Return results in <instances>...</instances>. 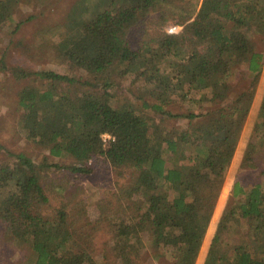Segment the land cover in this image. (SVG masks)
I'll list each match as a JSON object with an SVG mask.
<instances>
[{
    "label": "trees",
    "instance_id": "trees-1",
    "mask_svg": "<svg viewBox=\"0 0 264 264\" xmlns=\"http://www.w3.org/2000/svg\"><path fill=\"white\" fill-rule=\"evenodd\" d=\"M21 1L0 0V25ZM100 1L109 7L57 45L70 69L102 82L93 93H58L59 84L79 82L68 74L11 70L28 80L16 92L26 138L50 156L74 161L35 160L0 147L6 156L0 161V242L19 244L26 264H105L109 255L119 264H139L148 237L153 255L168 264H202L222 209L221 187L263 70L264 0ZM166 13L173 18L169 25L174 30L181 25V32L149 37L142 31L147 40L134 50L131 30L144 21L153 24L155 17L156 23L166 22ZM115 67L142 80L140 98L113 102L108 77ZM167 117L187 123L168 127ZM262 149L264 102L241 160L264 177L258 163ZM97 159L117 179L129 172L126 184L116 181L115 208L95 220L80 199L52 208L48 175L59 170L89 175ZM231 198L203 264H264V182L243 187L236 181ZM106 223L109 249L94 257L81 247L84 235ZM235 227L241 237L232 235Z\"/></svg>",
    "mask_w": 264,
    "mask_h": 264
},
{
    "label": "rangeland",
    "instance_id": "rangeland-1",
    "mask_svg": "<svg viewBox=\"0 0 264 264\" xmlns=\"http://www.w3.org/2000/svg\"><path fill=\"white\" fill-rule=\"evenodd\" d=\"M108 7L106 2L100 0H90L89 2L88 0H22L9 20L0 25V147L6 148L9 152L26 154L35 160L47 158L51 162L63 165H68L74 161L69 156L57 158L50 156L41 147L26 138V134L20 125L22 109L18 105L16 92L28 80L18 79L11 70L13 67H21L31 71L53 70L59 74H68L79 82L71 85L59 84L57 86L58 93L73 96L93 93V86H101L102 82L90 79L81 70L70 69L64 58L59 56L57 45L66 34L76 30L82 21L94 18L98 12ZM167 16L166 13V22L156 23L159 20H156L158 18L155 17L153 24L148 20L133 28L129 35L131 47L134 50L143 47V42L147 39L142 37V31H146L149 37L158 33L179 34L182 26L176 25L174 30V26L169 25L173 18ZM145 24L147 26L146 30H142ZM2 63L4 67H2ZM116 68L108 77L109 80L114 82V88L110 92L113 102L120 104L126 101L130 102L133 99L132 97L140 98L141 89L144 86L142 80H138V77L134 75L126 76ZM30 83L39 88L47 85L44 81H30ZM171 98H173L172 95L170 96ZM183 102L181 109L187 104L185 99ZM263 102L264 62L262 73L256 83L255 94L240 130L231 165L217 200L222 209L211 234L209 246L224 209L233 201L231 193L234 183L238 181L241 186L245 187L259 181L264 182L260 169L255 171L247 169L242 166L241 162L251 132L261 115ZM135 103L137 107L142 105L141 99L136 100ZM177 103L181 104L182 100L179 99ZM171 109L180 111L175 109L174 106ZM164 123L168 127H176L182 123L186 124L187 120L167 117L164 119ZM165 125L159 124L161 129ZM5 157L3 150L0 149V161H3ZM258 161L260 168H263L264 149L260 151ZM90 164L93 172L89 175H78L68 170L54 171L48 175L45 183L51 192L49 195L52 208L58 207L65 200L76 202V200L80 199L86 205L92 220H95L100 212H109V210L115 208L114 194L117 192L115 190L118 186L116 181H119V185L126 184L129 172H126L124 178L117 179L113 169L103 159L94 160ZM226 181L225 192L222 196L221 192ZM111 198L112 200H110ZM108 202L111 204L109 207L106 205ZM139 203L142 202L140 201ZM107 231L106 223L92 231L86 232L81 247L89 250L94 257L95 255L97 257L101 256L102 253H105V248L106 251L109 249L110 236L106 234ZM232 235L242 236L238 227L234 228ZM144 238L146 249L143 250L142 262L138 260L141 262L139 264H168L164 258H158L153 255L149 249L150 240L148 237ZM20 249L19 244L17 246L16 243L0 242V264H26L23 263L25 260L22 258L23 252H20ZM105 262V264H119L118 259L113 255H109Z\"/></svg>",
    "mask_w": 264,
    "mask_h": 264
},
{
    "label": "built area",
    "instance_id": "built-area-1",
    "mask_svg": "<svg viewBox=\"0 0 264 264\" xmlns=\"http://www.w3.org/2000/svg\"><path fill=\"white\" fill-rule=\"evenodd\" d=\"M103 139H104V140H109V139H111V138H110L109 135H103Z\"/></svg>",
    "mask_w": 264,
    "mask_h": 264
}]
</instances>
